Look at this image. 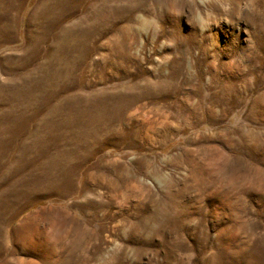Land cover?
<instances>
[{
	"label": "rangeland",
	"instance_id": "374dc122",
	"mask_svg": "<svg viewBox=\"0 0 264 264\" xmlns=\"http://www.w3.org/2000/svg\"><path fill=\"white\" fill-rule=\"evenodd\" d=\"M0 264H264V0H0Z\"/></svg>",
	"mask_w": 264,
	"mask_h": 264
}]
</instances>
